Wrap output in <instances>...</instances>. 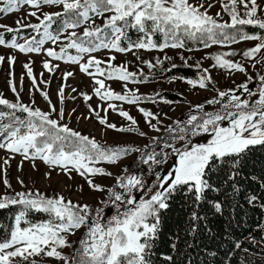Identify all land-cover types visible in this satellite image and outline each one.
<instances>
[{"label":"snow or ice","instance_id":"snow-or-ice-1","mask_svg":"<svg viewBox=\"0 0 264 264\" xmlns=\"http://www.w3.org/2000/svg\"><path fill=\"white\" fill-rule=\"evenodd\" d=\"M220 3L223 12L229 16V21L217 19L221 16L220 12L216 13V17L208 14V9L213 7L212 3L205 7L204 4H194L190 0H0V13H13L21 5H27L36 9L28 14L39 21L27 25L17 21L16 29L6 25H0V28L19 35L20 29L27 27L40 34L39 39L32 37L25 39L24 43H17L16 37L9 41L0 32V46L16 49L21 53H39L46 41L56 44L67 33L65 39L69 42L62 45L59 52L52 48L45 49L47 56L78 64L80 71L92 77L95 85H98L94 92L101 100L138 105L142 100L151 98L134 92L119 94L110 90L105 83L106 80H131L136 83V74L129 72L126 66L111 64L115 57L109 58L108 69L102 68L101 64L104 62L91 53L100 49L116 52L131 51L133 48L148 51L179 49L185 47L186 40L199 41L204 48L215 44L257 40L259 43L254 47L243 51L245 58H255L264 49V36L249 34L243 30V26L264 30V19L260 15L264 13V7H261L258 0H220ZM41 5H59L62 6V12L42 13L41 19L37 16ZM93 17L102 18L103 25L95 26ZM57 18H63L62 24L59 28L50 30ZM89 21L91 26L84 27L81 35L76 31H67L77 29ZM128 29H135L142 34V38L129 42L128 47L124 48L121 47V41L127 36ZM157 33L163 37L162 43L154 42L153 37ZM68 49L88 54L87 60L81 62L82 55H68ZM232 55L236 53L209 54L205 58L215 62L212 65L214 68L245 72L242 64L225 58ZM4 59L5 57L0 56V62ZM7 59L9 64L15 61L11 56ZM146 63L149 68L155 67L150 62ZM160 63L157 60V64ZM43 66L49 69V62L45 61ZM94 66L95 72L90 71ZM24 67L35 85L30 66L25 64ZM203 71L207 73L208 69ZM71 75V72L66 73L65 78ZM248 79L250 81L252 78ZM186 82L194 88L198 86L204 89L212 81L210 75H203L198 80L189 79ZM9 84L15 93L12 81ZM237 87L243 89L248 98L242 99L235 89L218 91V98L206 101L208 105L219 104L218 109L207 112L203 104L193 106L195 113L190 110L186 120L173 121L163 129L167 138L163 134L153 136L144 148L101 145L95 138L82 135L67 124L60 123L64 118L63 110L59 112V119H53L50 112L21 103L18 94L15 103L0 97V106L7 109L0 110V149L20 154L25 160L39 159L53 170L58 167L69 177L75 171L86 179L89 188L94 191L105 190L94 182V177L112 175L97 166L102 162L115 164L129 153L139 152V163L147 166L132 174L124 169V174L115 178L116 187L122 191L108 188L109 199L101 201L103 207L94 211L87 204L66 201L62 195L47 197L39 192L28 191L0 196V209L10 206L20 208L14 215L9 233L0 239V264H37L34 257L41 255L63 260L64 264H153L152 255L161 222L160 213L169 207V201L176 195H183L199 207L209 191H219L211 182L213 172L227 171L228 180L233 182L230 187L239 192L238 184L241 181L238 178L247 166V154L252 148L264 147V76L260 77V85L255 92L248 88L247 82ZM60 94L62 96L63 89ZM43 95L47 99V93ZM253 96L258 98L252 100ZM85 99L89 97L86 96ZM161 99L164 103H170ZM108 108L117 111L112 103L108 104ZM138 110L151 130L161 132L157 125L162 122L156 114L142 107ZM52 111L55 112L56 109L53 107ZM18 112L25 116L21 118L17 115ZM118 114L131 121V124L126 128H117L108 123L106 117L100 118L99 122L116 131H137L134 127L137 121L129 112L119 109ZM139 135L147 134L140 132ZM195 137H201L204 142H194ZM176 142H182L181 146L177 147ZM157 147L159 151L156 150ZM170 156L173 157V163L166 172L162 174L156 171L168 163ZM4 163L7 164L8 160L5 159ZM146 173L154 178L148 181ZM20 182L23 184V181ZM4 184L11 187L7 179ZM134 192L141 193L138 200ZM247 199L249 204L255 206L256 196ZM207 202L216 213H222L221 203L212 199ZM109 206L115 211L106 216L105 209ZM260 207L264 208V204ZM32 212L45 213L48 218L32 222L28 219ZM204 219L206 217H201L196 208H193L187 235L195 238L201 232L199 222ZM81 228L86 231L74 255L71 258L63 255L58 249L72 247L68 238ZM182 239L176 235L171 242V250L179 251ZM183 242L185 247L192 246L186 239ZM235 247L239 248L240 244L237 243ZM163 259L165 264L173 261L171 255Z\"/></svg>","mask_w":264,"mask_h":264},{"label":"rangeland","instance_id":"rangeland-1","mask_svg":"<svg viewBox=\"0 0 264 264\" xmlns=\"http://www.w3.org/2000/svg\"><path fill=\"white\" fill-rule=\"evenodd\" d=\"M190 2L204 4L205 7H207L208 3H212L213 7L208 9L209 15L216 17V13L220 12L221 16L217 19L221 21L230 20L229 16L223 12L220 0H190ZM258 3L261 4V7H264V0H258ZM35 10L30 6L21 5L20 9L13 13H0V25H6L16 29L17 21H21L25 25L39 23L36 17L28 14ZM240 10L242 12L243 8L241 7ZM55 12H62V6L41 5L40 10L37 11V16H40L42 19V13ZM260 15L264 19V13ZM93 19L95 20V26H102L104 23L102 18L93 17ZM86 26H91V21L77 29H69L67 31H76L78 35H81ZM0 32L8 33L2 28H0ZM66 34L62 35L56 44H53L51 41H46L39 53H21L16 49L0 46V56L5 57L0 62V97L15 103L17 102L18 94L21 103L32 108H39L44 112H50L51 118L53 119H59V112L63 110L64 118L60 120V123L67 124L82 135L95 138L102 143L117 144L128 148H144L145 145L149 144L151 137L161 136L162 134L166 135L163 129L172 124L173 121L186 120L190 110L195 113L193 106L202 104L213 97L218 98V91H228L229 89H235L236 91L238 85L246 82L248 87L253 85L250 88L251 90L257 89L260 85V77L264 76V59H261V57H264V49L253 59H248L243 56V51L259 43L257 40L238 41L229 45L215 44L209 48L203 47L190 50L184 48H167L163 51L158 49L148 51L133 48L131 51L116 52L111 49H100L97 52L91 53V55L103 61L104 63L101 64V67L105 69H108L110 57H115L114 60H111V64L115 66H126L127 70L135 73L136 76L140 73L151 71L152 68H149L146 62H150L155 67H159L162 62H166L169 65H199L203 70L208 69V72L205 73L202 70L200 76H198L199 78L191 80H198L203 75H210L211 81L215 84V89L217 87V90L209 88L208 86L204 89L198 86L194 88L186 82L189 80L188 78L180 77L151 82H139L141 80L136 79L138 81L136 83L131 80L127 82L106 80V86L119 94H125L126 92L131 94L134 92L136 95H150L163 89H170L184 96L189 103L170 101V103H164L162 100H154L155 102L142 100L138 105H130L123 101L101 100L94 92V88L98 87V85H95L92 77L80 71L78 64L68 62L66 59L55 60L47 56L45 49L52 48L59 52L60 47L69 42L65 39ZM32 37L34 35L29 34V36L16 40L17 43H24L25 39H31ZM37 38L39 39L40 36H37ZM67 51L68 55H82L81 62L86 61L88 58V54H80L75 49H68ZM223 52H235L236 55L225 58L242 64L245 72L214 68L212 65L215 62L212 59L205 58L209 54ZM9 56L15 58L14 63L9 64L7 59ZM157 60H160L161 63L157 64ZM45 61L49 62V69L44 68ZM257 61L260 62L258 63ZM25 64H28L32 70L33 77L36 81L35 85L33 84L32 78H29L27 75V69L24 67ZM90 71L95 72V66ZM69 72L72 75L65 78V74ZM249 77L252 78L250 81L248 79ZM100 78L103 79V77ZM9 81H12V85L15 86V93L12 91ZM61 89H63L62 96L60 94ZM43 93H47V99ZM236 94L241 95L239 92H236ZM86 96L89 99H85ZM255 97L258 98L257 96H253L251 99L254 100ZM241 98L248 97L247 95H241ZM109 103L114 104L117 111L108 108ZM53 107L56 109L55 112L52 111ZM141 107L158 116L162 122L157 125L161 128V132L158 133L150 129L149 125L145 122V118L138 110ZM119 109L129 112L137 121V124L134 126L137 129L136 132L116 131L100 124L99 119L106 117L107 122L116 125L117 128L128 127L131 121L121 117L118 114ZM152 122L156 123L155 120ZM140 132H144L147 135L140 136ZM200 142H204L203 139ZM181 143L176 142V146L180 147ZM158 149L157 147L156 150ZM139 158V152H131L115 164L104 162L98 164V167L104 168L112 175L94 177V182L105 189L104 191H94L89 188L86 179L75 171L69 177L63 174L58 167L53 170L49 165H46L39 159L25 160L20 154H13L4 149H0V196H12L17 192L28 191L39 192L47 197L62 195L66 201L70 200L79 205L87 204L94 211L97 208L103 207L101 201L109 199L107 189L114 188V185H116L115 178L124 174V169L128 168V164L132 160L137 159L139 162ZM5 159L8 160L7 164L4 163ZM146 167L142 164L137 165L138 171L146 169ZM46 173H50V175H46ZM5 179L11 185L10 188L5 186ZM20 181H23V184ZM116 191L120 192L121 190L117 189ZM85 231V228H81L74 235L69 236V243L72 247H65L58 250L62 251L63 255L71 258L75 253V249L78 248L79 241ZM257 246L264 249V245L260 243H257ZM34 259L37 260V264H64L63 260L43 255L34 257Z\"/></svg>","mask_w":264,"mask_h":264},{"label":"trees","instance_id":"trees-1","mask_svg":"<svg viewBox=\"0 0 264 264\" xmlns=\"http://www.w3.org/2000/svg\"><path fill=\"white\" fill-rule=\"evenodd\" d=\"M62 22L63 18H57L53 29L50 30L59 28ZM243 30L249 34L264 36V30L258 27L243 26ZM34 32L31 28H21L19 35L13 32L4 33V36L6 40H10L12 37L18 39L33 34L38 39L37 36L39 37L40 34L36 32L34 34ZM141 38V33L135 29H128L127 36L121 41V47L127 48L129 42H136ZM153 40L159 44L163 42V37L157 33ZM203 47L199 41L186 40L184 49L190 50ZM202 70L200 66L178 64L173 67V65L162 62L159 67H153L150 72L140 73L136 76V79L150 82L173 77L197 79ZM208 87L215 89V84L211 82ZM251 87L253 85L248 88ZM257 89L252 91L255 92ZM215 90H217V87ZM236 92H239L242 96L246 95L243 89L240 88L236 89ZM140 96L151 98L144 99V101L162 100L161 98H163V100L170 102L189 103L184 96L170 89ZM255 99L257 98L255 97ZM202 104L207 112H212L220 107L219 104L208 105L206 101ZM0 110L7 111L4 106H0ZM17 115L21 118L25 116V114L19 112ZM165 138H167L166 135ZM201 140V137L194 138V142H200ZM96 141L104 146L123 147L117 144ZM172 163L173 157L170 156L168 163L157 168L156 171L164 174ZM139 164L137 159L132 160L128 164V174L138 173L137 165ZM228 174L227 171L211 173V182L219 188V191H209L205 201H202L199 207H196L190 201V198L176 195L169 201V207L161 210V222L152 255L153 264H165L163 258L168 255L173 257V261L168 262V264H264V249L257 246V243L264 245V208L260 207L261 204H264V186H262L264 185V147L252 148L247 154V166L238 178L241 181L238 184L239 192L230 187L233 182L228 180ZM146 177L148 181L154 178L149 175H146ZM117 189L119 188L114 185V190ZM134 195L138 200L141 193L134 192ZM253 195L257 197L255 206L249 204L247 199ZM209 199L221 203L222 213H216L211 208V205L207 202ZM193 208H196L201 217H206V219L199 222L201 232L197 233L195 238L187 235L190 214ZM19 210V206L0 209V239H3L9 233L14 222V215ZM114 211L113 207L106 208L105 215L110 216ZM47 218V214L39 212H32L28 216V219L32 222H40ZM176 235L183 238L180 242L179 251L171 250V242L174 241ZM185 239L187 243L192 245L190 248L185 247L183 242ZM237 243L240 244L239 248L235 247Z\"/></svg>","mask_w":264,"mask_h":264}]
</instances>
